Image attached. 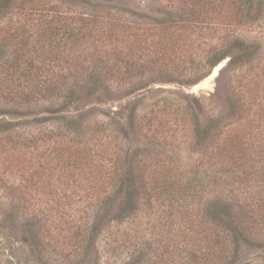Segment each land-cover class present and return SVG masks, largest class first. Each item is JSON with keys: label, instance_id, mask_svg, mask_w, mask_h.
<instances>
[{"label": "rangeland", "instance_id": "rangeland-1", "mask_svg": "<svg viewBox=\"0 0 264 264\" xmlns=\"http://www.w3.org/2000/svg\"><path fill=\"white\" fill-rule=\"evenodd\" d=\"M0 264H264V0H0Z\"/></svg>", "mask_w": 264, "mask_h": 264}, {"label": "trees", "instance_id": "trees-1", "mask_svg": "<svg viewBox=\"0 0 264 264\" xmlns=\"http://www.w3.org/2000/svg\"><path fill=\"white\" fill-rule=\"evenodd\" d=\"M66 29L67 31V28H64ZM115 28H111V32L114 30ZM105 32V31H104ZM103 32V33H104ZM116 32H113L111 33V36H113ZM76 35L78 37H80L81 35L79 33H76ZM79 41V39L77 40ZM253 54V50L250 49L248 46L245 48V50L242 52V58L243 59H247L249 58L251 55ZM232 61V59H231ZM113 66L111 67V69H114L116 68L117 66V63H114L112 64ZM121 66H119L120 68ZM126 67H131V66H128L126 65ZM111 71L109 72L108 75H111ZM113 75V73H112ZM105 76H106V72H105ZM105 76L104 78L101 77L99 74H92L91 76V81H90V85L93 84H97L98 82L102 81V79L105 80ZM84 79L80 78L77 81V83L75 84H79L81 81H83ZM75 84L73 83L72 86H68L66 87V83L62 82V85L65 86V89L69 92V95L65 96L66 100H68L69 98H71L72 96H74L75 94ZM74 94V95H73ZM167 99V98H166ZM179 103H181V101H178ZM189 115L193 118L194 120V123L196 125H199V115L198 113L195 111V108H193V105L192 103L190 102L189 100ZM58 112H60V110H57ZM188 111V110H187ZM61 119L62 121H65L66 123L68 124H73V123H76L78 124L79 123V120L78 119H69L68 117L66 116H62L61 115ZM74 125V124H73ZM128 171V170H127ZM124 174V172H122V175ZM138 185L137 184V179L134 178L133 176H128L127 174L124 175L122 178H121V189L124 190V199H123V203L121 204L120 208H119V212L120 214L123 216V217H127L131 214H133L136 210H137V191H139V188H138ZM169 186L170 184L168 183V181L166 180L165 183H164V189L165 191H169ZM211 213L215 215V217L220 220V223H222L224 226H226V228H230L232 231L235 229V226H231V223L232 221H230V212L227 208V206H213L212 209H211ZM99 219V217H98ZM99 222L98 220H96V223L93 224V228H96L98 225ZM236 232V231H235Z\"/></svg>", "mask_w": 264, "mask_h": 264}, {"label": "bare ground", "instance_id": "bare-ground-1", "mask_svg": "<svg viewBox=\"0 0 264 264\" xmlns=\"http://www.w3.org/2000/svg\"><path fill=\"white\" fill-rule=\"evenodd\" d=\"M220 66H221V64H219V65L215 68V70L213 71V73H212L210 76H208L204 81H209V80H211V79L217 74V71H218V69L220 68ZM204 81L201 82V83H199V84H197L196 88L202 86V84H204Z\"/></svg>", "mask_w": 264, "mask_h": 264}, {"label": "water", "instance_id": "water-1", "mask_svg": "<svg viewBox=\"0 0 264 264\" xmlns=\"http://www.w3.org/2000/svg\"><path fill=\"white\" fill-rule=\"evenodd\" d=\"M224 65H225V63H223V65L221 67H223ZM221 67L218 69V71L221 69ZM218 71H217V73H218Z\"/></svg>", "mask_w": 264, "mask_h": 264}]
</instances>
